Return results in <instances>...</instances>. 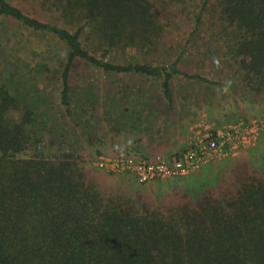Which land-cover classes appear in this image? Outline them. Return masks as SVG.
Instances as JSON below:
<instances>
[{
  "label": "trees",
  "instance_id": "obj_1",
  "mask_svg": "<svg viewBox=\"0 0 264 264\" xmlns=\"http://www.w3.org/2000/svg\"><path fill=\"white\" fill-rule=\"evenodd\" d=\"M194 4L195 31L207 7H218L219 41L253 100L264 103V0H0V22L44 38L32 82L13 57L18 33L8 29V53H0V264H264V137L241 158H228L225 178H166L173 190L156 196L129 183L114 186L109 177L116 173L96 170L63 135L57 145L46 131L49 116L36 109L43 96L29 101L14 91L17 81L50 80L58 63L61 101L69 108L81 61L108 74L162 80L172 106L176 76L210 80L180 70L181 57L125 64L105 57L131 48L158 54ZM97 134L88 135L89 144ZM117 147L97 152L145 159L138 148Z\"/></svg>",
  "mask_w": 264,
  "mask_h": 264
},
{
  "label": "rangeland",
  "instance_id": "obj_2",
  "mask_svg": "<svg viewBox=\"0 0 264 264\" xmlns=\"http://www.w3.org/2000/svg\"><path fill=\"white\" fill-rule=\"evenodd\" d=\"M191 7L190 13L184 15V18L172 26L171 35L169 38H165L166 46L162 47L158 54L141 55L137 50L131 48L126 52L111 51L105 57L107 60L121 64L131 60L133 62H148L154 60V57H156L155 60H160L159 62L169 63L181 57L180 70L210 80L206 82L183 75L176 76L172 88L174 94L172 106L164 96L162 80L135 74H108L81 61H77L73 69L71 80L73 100H71L69 108H66L61 101L58 63L51 67L50 80L34 79V83L30 86H24L20 81H17L14 91L22 93L23 97L29 101H32L34 94H37L38 97L43 96L45 101L36 109L37 112H44L49 116V126L46 131L51 135V138L57 142V145H59L62 135L69 143H76L74 149L80 151L84 158L92 161L94 168L100 171L101 169L95 165L97 157L102 155V153H98L99 149L109 152L115 151L114 148L118 146L119 151L130 152L131 146H144L150 152V157L144 156V158L154 161L159 158H172L185 150L191 144L189 141L185 148L169 152L171 149L168 148L170 146L173 148L176 145L170 141H164L161 131L172 130L174 126L168 120L176 116L182 119L181 115L190 112L191 108L195 109L197 113H201L205 106L204 102L212 106L215 105V102L218 106L223 104L233 118L227 123L219 125L210 121L205 116L207 112L204 111L201 113V116H204L193 125L196 131L201 129V125L211 126L218 130L242 122H264V103H256L253 100L244 83L243 72L239 70L234 61H231L230 51L224 46V41H219L216 33L219 17L218 7L216 9L214 6L207 7L203 21L196 31V14L199 9L195 8V4ZM32 13L41 17L39 13ZM8 29L20 35L18 43L15 42L12 45L15 50L13 57L22 63L20 71L31 80L35 77L32 71L34 59L41 56V50L44 55V50L41 49L42 43H40V39L44 38L34 33L24 32L18 24L2 19L0 22V53L5 57L8 53L6 51L9 49L6 38L9 35L7 34ZM22 38L24 39L23 43ZM97 55L102 57L103 53ZM63 57L65 54H62ZM56 58L58 60L60 57ZM27 63L30 64L26 66ZM32 88H35V92L31 90ZM148 104L151 105L152 110L147 109ZM23 112L24 109H21L14 115L21 117ZM136 118L142 121L137 124L134 121ZM165 118L166 122H164ZM136 130L141 132L140 136L134 133ZM262 130V133L257 136L258 142L264 137V128ZM93 132L98 133V138L89 144L87 138ZM194 136L190 142L196 139ZM99 138L103 139L104 143ZM254 147L255 145L250 146V144L242 146L233 153L217 158L218 160L212 159L201 170L179 178H183L184 181L188 180L189 183L215 179L219 173L221 177L225 178L226 175L222 168L227 166L228 158H239ZM109 178L114 186L129 188L126 185L129 183L130 188L134 187V191L137 188H143L146 193L149 192L156 196L161 191L173 190L172 188L168 190L171 182L168 179L141 184L133 174L116 173V175H110ZM112 179L113 181H111Z\"/></svg>",
  "mask_w": 264,
  "mask_h": 264
},
{
  "label": "built area",
  "instance_id": "obj_3",
  "mask_svg": "<svg viewBox=\"0 0 264 264\" xmlns=\"http://www.w3.org/2000/svg\"><path fill=\"white\" fill-rule=\"evenodd\" d=\"M263 123L242 122L218 130L201 125V129L195 132L196 139L172 158H159L154 161L133 156L102 154L97 157L95 165L109 172L131 173L141 184H149L158 179L183 177L201 170L212 159L218 160L217 158L233 153L242 146H256L257 136L264 128Z\"/></svg>",
  "mask_w": 264,
  "mask_h": 264
},
{
  "label": "crops",
  "instance_id": "obj_4",
  "mask_svg": "<svg viewBox=\"0 0 264 264\" xmlns=\"http://www.w3.org/2000/svg\"><path fill=\"white\" fill-rule=\"evenodd\" d=\"M204 104H205V106L202 108V112H204V111L207 112L205 114V116L210 121L212 120L215 123L222 125V124L227 123L228 121H230V119L233 118L229 115V111L227 109H225V106H223V104H220V106H218V104L216 102H215V105H213V106L211 104L207 105L206 102H204ZM147 109L152 110L151 105L148 104ZM199 110H200V108H199ZM194 111H195V109L191 108L190 112L188 111L184 115L180 114L182 116V119L179 116L172 117L170 120H168L170 122V124H172L174 126L172 128V130L169 129L168 131H166V129H164L163 131H161V134L164 137V141L167 140V141H170L171 143H174L176 145L173 148L170 146V148H168V149H171L169 152L176 151L182 147L185 148L187 146V141H189V143H190V140L195 135L196 130L193 128V125L204 115L201 116L202 112L197 113L196 111L195 112ZM134 121H136V123L138 124L142 120L136 118V120H134ZM164 122H166V118H165ZM164 128H166V127L164 126ZM134 133L137 134L138 136H140L139 134L141 132L136 130ZM135 148H138L135 151H137L139 153V155L145 156V157H150L149 156L150 152H148L147 147H144V146L140 147V146L135 145V146H131L130 151L131 150L134 151ZM147 152H148V154H147Z\"/></svg>",
  "mask_w": 264,
  "mask_h": 264
}]
</instances>
